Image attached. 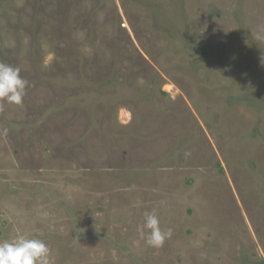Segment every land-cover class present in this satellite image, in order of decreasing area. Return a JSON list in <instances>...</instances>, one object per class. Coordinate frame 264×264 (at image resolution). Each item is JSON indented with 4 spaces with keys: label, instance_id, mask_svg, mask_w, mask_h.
<instances>
[{
    "label": "rangeland",
    "instance_id": "obj_1",
    "mask_svg": "<svg viewBox=\"0 0 264 264\" xmlns=\"http://www.w3.org/2000/svg\"><path fill=\"white\" fill-rule=\"evenodd\" d=\"M0 62L29 82L0 110V240L52 264H261L264 0H0Z\"/></svg>",
    "mask_w": 264,
    "mask_h": 264
},
{
    "label": "clouds",
    "instance_id": "obj_2",
    "mask_svg": "<svg viewBox=\"0 0 264 264\" xmlns=\"http://www.w3.org/2000/svg\"><path fill=\"white\" fill-rule=\"evenodd\" d=\"M19 67L0 62V110L3 104L22 105L29 82L21 75ZM3 134H7L4 130ZM146 244L163 247L171 238L172 229L162 230L155 212L145 213L143 224ZM0 264H52V253L45 241L39 238L18 237L13 241L0 240Z\"/></svg>",
    "mask_w": 264,
    "mask_h": 264
},
{
    "label": "trees",
    "instance_id": "obj_3",
    "mask_svg": "<svg viewBox=\"0 0 264 264\" xmlns=\"http://www.w3.org/2000/svg\"><path fill=\"white\" fill-rule=\"evenodd\" d=\"M201 52L206 53V50L203 48H198ZM249 70V69H248ZM261 264H264V259L261 261Z\"/></svg>",
    "mask_w": 264,
    "mask_h": 264
}]
</instances>
